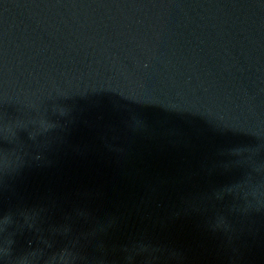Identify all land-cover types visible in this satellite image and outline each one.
Listing matches in <instances>:
<instances>
[{"label": "water", "instance_id": "obj_1", "mask_svg": "<svg viewBox=\"0 0 264 264\" xmlns=\"http://www.w3.org/2000/svg\"><path fill=\"white\" fill-rule=\"evenodd\" d=\"M0 264H264V0H0Z\"/></svg>", "mask_w": 264, "mask_h": 264}]
</instances>
